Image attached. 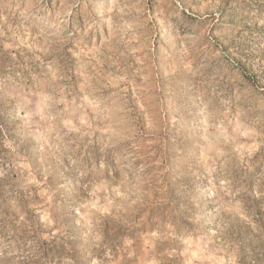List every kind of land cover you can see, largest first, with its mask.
Segmentation results:
<instances>
[{"label":"rangeland","instance_id":"374dc122","mask_svg":"<svg viewBox=\"0 0 264 264\" xmlns=\"http://www.w3.org/2000/svg\"><path fill=\"white\" fill-rule=\"evenodd\" d=\"M0 264H264V0H0Z\"/></svg>","mask_w":264,"mask_h":264}]
</instances>
